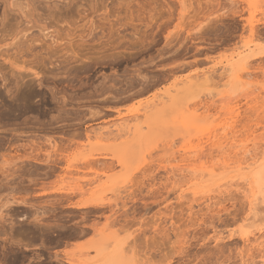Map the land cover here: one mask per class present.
<instances>
[{
  "label": "rangeland",
  "instance_id": "1",
  "mask_svg": "<svg viewBox=\"0 0 264 264\" xmlns=\"http://www.w3.org/2000/svg\"><path fill=\"white\" fill-rule=\"evenodd\" d=\"M10 1L0 264H263L238 148L264 169V0Z\"/></svg>",
  "mask_w": 264,
  "mask_h": 264
},
{
  "label": "bare ground",
  "instance_id": "2",
  "mask_svg": "<svg viewBox=\"0 0 264 264\" xmlns=\"http://www.w3.org/2000/svg\"><path fill=\"white\" fill-rule=\"evenodd\" d=\"M4 2L2 3V4H5L4 5V7H3V16H4V18H5V16L7 15V11H14L15 10V8L14 7H16V9L17 10H21L22 9V7H21V3H19V4H16V3H13V2H9L8 4L6 3V1L7 0H3ZM128 9V8H127ZM238 12V11H237ZM6 14V15H5ZM6 19V18H5ZM131 22V21H130ZM129 23V22H128ZM4 27V26H3ZM46 29V28H45ZM42 30V29H41ZM48 32V31H47ZM49 33V32H48ZM48 33H46V34H44V36H46V37H49V38H51L50 39V41H51V43H49V45L50 44H52V43H56L57 41H56V38L55 37H51L52 36V34H48ZM26 34V33H25ZM24 33H21V34H15V35H12V36H10L8 39L10 40V42L8 41V43H5L4 45H8V48H9V46L10 47H15V48H17V50L18 51H20V50H23L24 48L22 47V46H24V44H26V42H28V44L30 45V43H32V42H35V38L34 37H31V38H28L27 39V37L26 38H24V35H25ZM32 35V34H31ZM41 35H43V34H41ZM55 35V34H54ZM53 35V36H54ZM43 36V37H44ZM4 37V36H3ZM1 38V40L2 41H6L7 42V40H6V38H7V36H6V38L4 37V38ZM23 38V39H22ZM55 38V39H54ZM38 39H39V37H38ZM0 40V41H1ZM25 42V43H24ZM46 43V42H45ZM58 43V42H57ZM28 44H26L27 46H28ZM60 44V43H59ZM63 44V43H62ZM4 45H3V47H4ZM52 45H54V44H52ZM58 46V45H57ZM60 46H61V44H60ZM29 47V46H28ZM6 48V47H5ZM23 48V49H22ZM27 48V47H26ZM25 48V49H26ZM2 49V48H1ZM0 49V50H1ZM12 49H14V48H12ZM5 49H3L2 51H4ZM7 50V49H6ZM6 50L4 51V53H7L6 52ZM8 50H11V48L10 49H8ZM27 50V49H26ZM29 50V49H28ZM2 51H0V53L2 52ZM17 51V52H18ZM33 51V50H32ZM263 52V51H262ZM11 53V52H10ZM10 53H7L8 54V58H9V56L11 55ZM25 53V52H24ZM13 54H16L15 52L13 53ZM13 54H12V56H13ZM28 54V53H27ZM262 53H261V51H259V53H258V55H261ZM2 55H3V52L0 54V57H2ZM16 56V55H15ZM19 56V55H18ZM6 58H7V55L5 56ZM11 57V56H10ZM7 58V59H8ZM14 58H16V57H14ZM6 59V60H7ZM9 60V59H8ZM8 60H7V62H8ZM10 61H12V60H10ZM11 66V65H10ZM13 66V65H12ZM11 71V70H10ZM24 71V70H23ZM13 72H15V71H13ZM12 72V73H13ZM29 72V71H28ZM32 74V73H31ZM16 75H17V72H16ZM2 76H4V75H2ZM5 77V76H4ZM15 77H17V76H15ZM4 79H6V78H4ZM21 80H23V79H21ZM42 80V79H41ZM40 81V80H39ZM38 81V82H39ZM17 82V81H16ZM8 91V90H7ZM24 92V91H23ZM24 94V93H23ZM22 94V95H23ZM25 95V94H24ZM27 95V94H26ZM30 95V94H29ZM28 95V96H29ZM21 96V95H20ZM19 96V97H20ZM28 96H23L22 98H28ZM14 97H15V95H14ZM31 97V96H30ZM174 97V96H173ZM13 100V99H12ZM174 101V100H173ZM175 101H176V99H175ZM16 102V101H15ZM19 104V103H18ZM27 105V104H26ZM186 117H189L188 119H187V122L190 120V119H192V117L191 116H186ZM191 117V118H190ZM90 136V135H89ZM254 147V146H253ZM241 148H242V151H241V153H243V155H244V157L242 156L241 158V160H239L238 162H239V164H241L242 165V163L245 165L246 164V166L245 167H249L250 169H253V176L255 177L254 178V180L256 181V183L258 184L257 186H259L257 189H254V187L250 184V182L248 183V182H246V186L247 187H245V188H247L246 189V192L244 193V197L246 198V201H247V203H248V212H247V214H246V216H245V221H251L252 223L253 222H255L256 220L258 221L255 225H256V227H257V224L259 223V222H262L263 221V223H264V216H259V213L261 212V214L263 213L264 214V169H262V168H258V167H254L253 165L257 162V155H258V153L259 152H256L257 151V148L256 149H254V151H252V150H249L250 148L247 146V144H241V147H239L238 149H240L241 150ZM234 149H235V147H234ZM237 149V150H238ZM57 150V149H56ZM55 150V151H56ZM250 151H252V152H250ZM228 152V151H227ZM48 153H49V151H48ZM224 153H225V150H224ZM236 154H237V152H236ZM230 155V154H229ZM239 155V154H238ZM228 156V155H227ZM29 157V156H28ZM247 157V158H246ZM50 158V155L49 154H47L46 156H45V158H39V157H37V156H34L32 159H33V161L35 160V161H41V162H43V163H51V161H54V160H51V158ZM245 159V160H244ZM55 163V162H54ZM188 165V164H187ZM240 165V166H241ZM243 165V166H244ZM239 166V165H238ZM240 166H239V168H240ZM244 168V167H243ZM44 169V168H43ZM47 169V168H46ZM49 169V168H48ZM250 169H249V171H250ZM250 178V177H249ZM192 179V178H191ZM198 179H200V178H198ZM243 179H245L246 180V178H243ZM236 183V182H235ZM242 183V182H241ZM240 183V184H241ZM230 184V183H229ZM238 184V183H237ZM239 184V185H240ZM221 185V184H220ZM225 186H227V185H225ZM230 186V185H229ZM235 187V186H234ZM227 188V187H226ZM221 191V190H220ZM223 192V191H222ZM214 197V196H213ZM131 199V198H130ZM136 200V199H135ZM25 201V200H24ZM23 202V201H22ZM127 202V201H126ZM53 203V202H52ZM95 205H97V203H95L94 201H83V202H80L79 204H78V207H86V206H95ZM127 206V205H126ZM108 217V216H107ZM259 220H261V221H259ZM263 223H262V225H263ZM251 224V223H250ZM261 224V223H260ZM38 226V225H37ZM51 226V225H50ZM58 226V225H57ZM260 226V225H259ZM54 227V226H53ZM250 227H252V226H250ZM38 228V227H37ZM46 228V227H45ZM1 229V228H0ZM50 229V228H49ZM257 229H259V237H261L262 235H264V230H262V229H264V226H262V227H260V228H258L257 227ZM26 230V229H25ZM83 230V229H82ZM254 230V229H253ZM20 231V230H19ZM30 232V231H29ZM81 232H84V231H80V234H82ZM34 233V232H33ZM48 233V232H47ZM51 234V233H50ZM78 234V233H77ZM42 235H44V234H42ZM252 235V234H251ZM22 236H25V235H22ZM37 236V235H36ZM39 236V235H38ZM18 237V236H17ZM19 237H20V235H19ZM45 237V236H44ZM43 237V238H44ZM51 237V236H50ZM258 237V238H259ZM10 238V240H8V241H12V242H16V243H20V239H13V237L11 236V237H8V239ZM23 238V237H22ZM25 238V237H24ZM42 238V237H41ZM42 238V239H43ZM7 238H5V240H6ZM246 239H247V237H246ZM41 240V239H40ZM254 240V239H253ZM254 242H256V241H254ZM253 242V243H254ZM257 242H258V240H257ZM6 243V242H5ZM252 243V244H253ZM261 242H258V244H260ZM12 244V243H11ZM22 244V243H21ZM25 244H27V242L25 243ZM262 244V243H261ZM46 245V244H45ZM187 245H188V243H187ZM250 245V244H249ZM25 246V245H24ZM25 248V247H24ZM23 248V249H24ZM261 248V247H260ZM179 249V248H178ZM125 256V255H124ZM261 257V256H260ZM101 260V263L102 264H112L113 263V261H112V257H111V255H105V256H103V258L102 259H100ZM187 260V259H186ZM40 261V260H39ZM115 261V260H114ZM176 261V260H175ZM262 262H263V264H264V261L263 260H261ZM72 263V261H69V263ZM184 262V261H183ZM254 264V263H253Z\"/></svg>",
  "mask_w": 264,
  "mask_h": 264
}]
</instances>
